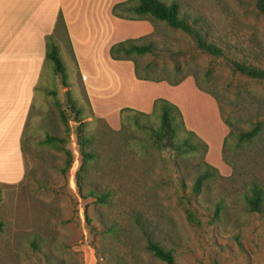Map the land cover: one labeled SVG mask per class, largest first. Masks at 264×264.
Returning a JSON list of instances; mask_svg holds the SVG:
<instances>
[{"label":"rangeland","instance_id":"obj_1","mask_svg":"<svg viewBox=\"0 0 264 264\" xmlns=\"http://www.w3.org/2000/svg\"><path fill=\"white\" fill-rule=\"evenodd\" d=\"M176 1L180 12L190 20L198 18L221 46L233 47L238 58L249 55V61L264 68V18L257 13L255 0ZM146 23V28H126L116 38L136 39L151 34L159 49L177 53L171 56L164 52L156 58L145 55L139 58L140 64L152 61L157 75L170 77L178 64L181 70L177 76L193 74L201 86L217 95L221 111L213 96L197 88L192 76L177 85L155 82L156 94L179 104L186 128L207 144L205 161L218 170L221 178L207 181L200 195L194 196L191 186L196 155L177 156L185 175L182 190L173 167L174 154L159 152L147 143L134 144L136 140L131 141L132 146L119 147L112 137L98 136L105 156L101 168L91 169L85 181L111 189L114 197L109 206L82 200L74 183L79 165L75 124L65 108L64 92L70 90L82 107L90 131L104 128L101 122L93 121L94 117L118 130L119 111L109 105L111 101H102L99 113H93L68 50L60 43L59 54L70 86L63 88L52 67H43L22 138L25 178L16 183H0V221L4 223L0 232V264H105L107 255L114 254L123 256L126 264H165L145 250L143 238L133 223L136 213L147 219L155 238L173 250L175 264H264V207L260 213L249 212L245 203L253 182L264 187V124L253 141L237 145L233 140L225 161L221 155L223 138L228 132L222 116L235 130H248L250 122L256 119L264 123V81L235 73L228 61L196 49L189 35L163 22H156L155 30L150 21ZM118 65V74H123L119 96L126 94V83L131 85L130 102L144 99L147 84L128 80L136 79L134 71L130 72L133 63L123 61ZM55 100L65 109L71 127L68 146L74 161L67 182L58 171L63 162L62 152L40 144L46 134L64 136ZM149 120L157 125L155 116ZM133 132L137 139L144 138L142 133ZM42 181L48 189L39 186ZM185 206L192 209L197 221L187 218ZM217 206L220 213L214 218ZM85 213L92 219L94 228L90 231ZM99 214L106 221L121 225V241L100 234ZM35 237L41 250L31 246Z\"/></svg>","mask_w":264,"mask_h":264},{"label":"trees","instance_id":"obj_2","mask_svg":"<svg viewBox=\"0 0 264 264\" xmlns=\"http://www.w3.org/2000/svg\"><path fill=\"white\" fill-rule=\"evenodd\" d=\"M254 5L257 13L264 18V0H255ZM111 12L114 16L120 19L150 21L153 24L154 30L156 28V22H163L169 28L179 30L189 35L194 41L196 49L212 56L222 57L228 61L235 73H239L246 78L264 81V68L249 61V55H241L242 57L238 58L233 53L235 50L233 47L228 45L225 47L221 46L210 37L211 35L203 25L200 24L198 18L190 20L186 15H183L180 12V5L176 0H171V3L169 4H166L163 0H125L122 3L113 5ZM150 36L151 34L136 39L129 38L112 44L109 48L110 58L117 61H131L133 63L134 75L138 80L153 82L166 81L169 84L177 85L187 76H192L197 88L213 96L221 111L217 95L211 90L201 86L193 74L177 76L181 70L178 64L173 67L174 72L171 77L166 74L157 75L154 69L155 63L152 61L146 62L143 65L140 64L139 58L145 55H151L156 58L164 52L171 56H175L177 53L159 49ZM60 43H63L66 46L68 54L73 60L77 78L82 84L80 73L76 68L65 21L62 13L59 11L55 20L53 32L45 36V57L43 67L45 65H48V67L51 66L52 73L60 78L62 87L67 88L70 86V83L68 82L66 67L59 54ZM49 93L52 95L56 94L55 91H50ZM64 96L65 108L73 117L72 121L75 124L73 134L75 135L79 165L74 173V183L77 188V194L82 200L90 199V201L96 206H109L114 197V193L111 189L98 186L92 181H85V178L88 176L91 169L98 167L101 168V160L102 157L105 156L103 142L98 139V136L112 137L114 143L119 147L132 146L131 141L136 140L134 144L139 143L140 145L145 146L144 144L147 143L146 146L150 145L149 147H153L159 152L165 151L174 154V158L172 159L173 167L176 169L177 179L182 190L185 186V175L180 170L181 164L178 161L177 156L185 157V155L188 154L196 155L198 158L196 174L191 186V194L194 196L200 195L205 188L207 181L221 178L218 170L205 161V156L208 150L207 144L193 131L186 128L179 108L172 102L164 98H157L153 101L152 109L149 113L141 112L129 107L121 108L119 110L120 127L118 130L110 128L105 124L103 119L94 117L93 121L101 122V125L104 128L101 130L90 131L88 130L89 122L84 121L83 119V109L81 106L77 105L76 99L72 96L71 91L66 90ZM87 103L89 104L88 99ZM54 104L64 124V136H59L58 134H46L40 140V144L53 147L62 152L63 162L62 165L58 167V171L67 182L74 161L73 152L68 146L71 127L65 109L60 107L57 100L54 101ZM152 116L157 118V125L152 124L149 120ZM222 119L228 128V132L223 138L221 147V155L224 161L226 152L233 145V140L237 145L241 143H250L260 135L264 124L262 119H256L254 122H250L251 127L248 130H235L229 120L225 119L223 116ZM133 131L142 133L144 138L137 139V136L134 135ZM21 150L22 153H24L22 141ZM25 175L26 173L24 174L23 179L25 178ZM39 186L44 189L49 188L45 181L40 182ZM245 203L249 212H262L264 207V187L253 182L249 189V193L245 197ZM184 210L190 221H197L192 209L185 206ZM213 213L214 218H217L220 213V207L217 206L214 208ZM97 218L100 225V234L110 236L115 241H121L124 233L118 222L106 221L107 218H105L103 214H99ZM91 221V217H88L85 213V223L87 224L89 231L94 228L91 225ZM133 223L138 228L143 238L145 250L149 252L151 256L165 264H175L173 250L166 247L161 241L155 238L146 218L141 214L136 213L133 217ZM3 229L4 223L0 221V232H2ZM30 243L33 249L41 250L40 242L36 237ZM105 264L126 263L123 256L120 254H114L107 255Z\"/></svg>","mask_w":264,"mask_h":264},{"label":"crops","instance_id":"obj_3","mask_svg":"<svg viewBox=\"0 0 264 264\" xmlns=\"http://www.w3.org/2000/svg\"><path fill=\"white\" fill-rule=\"evenodd\" d=\"M124 1L0 0V183L19 182L25 174L21 141L44 65L45 36L53 32L59 11L94 114L99 113L102 101H111L109 105L117 111L129 107L149 113L153 101L161 97L156 94L155 82L134 77L128 80L147 84L145 98L130 102L131 85L126 83V94L119 96L123 74L117 71L118 63L123 61L111 59L109 48L125 40L116 37L126 28L140 29L147 24V20L114 16L113 5ZM132 71L131 66V74Z\"/></svg>","mask_w":264,"mask_h":264}]
</instances>
